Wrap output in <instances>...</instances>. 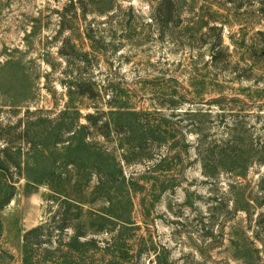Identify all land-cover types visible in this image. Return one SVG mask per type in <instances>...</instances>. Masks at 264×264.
<instances>
[{
	"label": "rangeland",
	"instance_id": "374dc122",
	"mask_svg": "<svg viewBox=\"0 0 264 264\" xmlns=\"http://www.w3.org/2000/svg\"><path fill=\"white\" fill-rule=\"evenodd\" d=\"M0 264H264V0H0Z\"/></svg>",
	"mask_w": 264,
	"mask_h": 264
},
{
	"label": "crops",
	"instance_id": "0c3cea01",
	"mask_svg": "<svg viewBox=\"0 0 264 264\" xmlns=\"http://www.w3.org/2000/svg\"><path fill=\"white\" fill-rule=\"evenodd\" d=\"M31 217H32L31 214H29V213L25 214L26 223H30ZM34 225H35V223L29 224V225L28 224L23 225L22 231L24 232L25 230H28V229L34 227Z\"/></svg>",
	"mask_w": 264,
	"mask_h": 264
},
{
	"label": "trees",
	"instance_id": "16d2710c",
	"mask_svg": "<svg viewBox=\"0 0 264 264\" xmlns=\"http://www.w3.org/2000/svg\"><path fill=\"white\" fill-rule=\"evenodd\" d=\"M41 226L40 225H37V226H34V227H32V228H30V229H28V230H25L24 232H23V235H22V239H23V241H26V236L31 232V231H34V230H36V229H39Z\"/></svg>",
	"mask_w": 264,
	"mask_h": 264
}]
</instances>
